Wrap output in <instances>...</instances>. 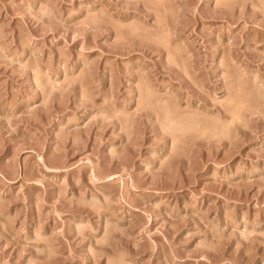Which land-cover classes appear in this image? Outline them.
<instances>
[{
  "label": "rangeland",
  "instance_id": "obj_1",
  "mask_svg": "<svg viewBox=\"0 0 264 264\" xmlns=\"http://www.w3.org/2000/svg\"><path fill=\"white\" fill-rule=\"evenodd\" d=\"M0 264H264V0H0Z\"/></svg>",
  "mask_w": 264,
  "mask_h": 264
}]
</instances>
